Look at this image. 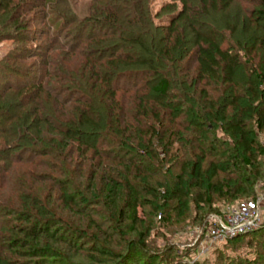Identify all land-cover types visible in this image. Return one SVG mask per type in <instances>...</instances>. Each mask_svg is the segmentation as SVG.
I'll return each instance as SVG.
<instances>
[{"label":"trees","instance_id":"trees-1","mask_svg":"<svg viewBox=\"0 0 264 264\" xmlns=\"http://www.w3.org/2000/svg\"><path fill=\"white\" fill-rule=\"evenodd\" d=\"M48 1L0 0V19L4 18L0 25L7 28L5 33H27L20 12L44 7ZM92 1L81 36L85 34L84 44L94 45L96 53L77 51L81 39H74L65 50L66 58L82 59L79 71L90 74L88 95L80 90L83 100L72 105L69 118L56 115V126L49 119L35 118L26 127L29 116L24 113L22 124L15 126L33 132L34 142L42 123L43 137L37 146L46 141L48 131L54 133L51 146L38 154L51 157L56 164L51 170L66 181L57 179L53 192L49 186L33 192L36 205L32 194L26 196L27 203L20 206H31L47 217L27 213L17 233L21 236L13 235L8 246L28 245L34 256L55 254L50 243L61 239L54 228L63 226L68 213L79 212L74 202L81 199L78 189L84 184L80 182L87 179L92 187L84 186L86 192L96 196V203L110 199L119 207L117 219L136 233L137 239L129 240L126 252L117 257L121 264H137L136 255L148 252L145 235L137 231L140 199H161L166 201L160 205L164 208L178 199L168 205L176 215L181 199H196L203 205L211 204V199H256L254 185L260 177L256 164L259 153L264 154V144L259 146L254 133V129L264 133V0H257L259 38L244 54L252 67L250 55L259 50L258 61L249 68L251 75L242 87L236 81L240 52L223 46L213 31L191 24L188 0H178L179 8L163 4L158 11L163 16L152 13V0ZM199 2L207 11L227 9L233 0ZM51 12L64 19L63 12ZM181 22L187 24L190 39L181 31ZM35 91H41L40 85ZM249 122L254 129L248 128ZM217 131L228 140L218 138ZM148 259L142 264H154Z\"/></svg>","mask_w":264,"mask_h":264},{"label":"rangeland","instance_id":"rangeland-1","mask_svg":"<svg viewBox=\"0 0 264 264\" xmlns=\"http://www.w3.org/2000/svg\"><path fill=\"white\" fill-rule=\"evenodd\" d=\"M165 3L180 7L178 0H152V13L165 15L158 12ZM93 4L92 0H49L44 7L20 12L19 20L27 33L19 34L12 30L5 33L7 28L0 25V35H6L0 41V91L3 95L0 100V131L6 129L5 135L0 133V264H121L118 254L126 252L129 240L137 239L136 233L127 228L128 223L115 216L119 207L112 205L110 199H101V203H96L99 201L96 196L86 192L84 186L92 187L86 179L80 182L84 186L78 189L81 199L74 202L75 210L79 212L68 213L63 226L54 228L58 239H61L56 244L50 243L55 254L48 252V255L34 256L32 252L28 253L31 250L28 245L16 249L8 246L13 235L21 236L17 233L24 226L23 219L27 213H38L31 206H20L22 201L28 200L26 196L32 194L34 202L29 203L36 205L34 193H38V189L49 186L48 190L53 192L57 179L66 181L51 170L56 165L51 157L38 154L51 146L54 133L48 131L44 136L46 141L37 146L40 137H43L42 123H39V134L33 136L34 142H31L33 132L16 129L15 126L22 124L23 113L29 116L25 121L26 127L35 118L49 119L56 126V115L69 118L72 105L78 99L83 100V96L78 94L80 90L88 95L86 91L92 84L90 74L87 70L83 73L79 71L82 59L77 55L66 58L65 50L69 44L73 46L74 39H81L83 42L78 45L77 51L82 48L88 55L96 53L94 45L84 44L85 34L81 36L84 19L90 16ZM188 5L193 10L191 24L201 31H213L223 46L240 52L242 62L236 81L240 87L245 85L251 75L249 68H255L259 57V50L252 52V67L246 64L248 57L245 55L249 54V47L259 38L258 1L233 0L227 9L207 11L201 9L199 0H188ZM50 7L52 10H49ZM51 11L63 12L64 19ZM2 21L4 18L0 19V23ZM179 26L185 38L190 39L187 24L181 22ZM38 85L41 89L39 93L35 91ZM7 86L11 87L10 90H6ZM21 91H26V95H21ZM62 102H65L63 106ZM248 128L254 129L252 122H249ZM254 133L261 147L264 133L255 129ZM217 137L228 140L220 131H217ZM259 155L256 166L260 177L254 185V200L211 199V204L203 205L196 199H181L182 206L176 215L169 211L168 205L177 203L178 199L171 200L165 208L160 206L166 203L161 199H140L137 231L145 235L148 252L138 253L135 262L142 264L150 257L148 261H154V264H264V154ZM75 160L82 162L81 157ZM78 182L74 179V183ZM251 203L258 207L261 216V222L255 229H247L216 243L206 241L216 214ZM47 208L48 213L51 206L47 205ZM9 211L15 213L7 214ZM44 215L47 214L39 213L37 217H47Z\"/></svg>","mask_w":264,"mask_h":264},{"label":"built area","instance_id":"built-area-1","mask_svg":"<svg viewBox=\"0 0 264 264\" xmlns=\"http://www.w3.org/2000/svg\"><path fill=\"white\" fill-rule=\"evenodd\" d=\"M261 222L258 207L253 203L247 206L232 208L214 218V224L206 241L216 243L242 233L247 229H255Z\"/></svg>","mask_w":264,"mask_h":264}]
</instances>
